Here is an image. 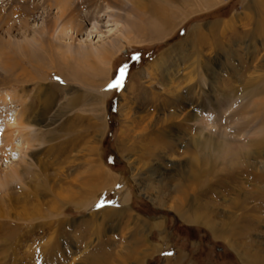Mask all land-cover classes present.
Segmentation results:
<instances>
[{"label": "rangeland", "instance_id": "rangeland-1", "mask_svg": "<svg viewBox=\"0 0 264 264\" xmlns=\"http://www.w3.org/2000/svg\"><path fill=\"white\" fill-rule=\"evenodd\" d=\"M249 1L0 0V93L10 96V105L0 100V124L19 121L22 115L14 117L17 110L31 119L32 135L38 128L41 132L38 142L20 150L14 148L16 143L5 142L6 128L0 125V173L19 169L23 174L22 180L0 191V264H248V259L264 256L263 214L254 229L235 227L225 214L228 205L222 197L204 196L219 206V212H208L212 220L226 223L220 233L208 221L188 222L175 211L174 183L180 178L175 176L180 166L176 162L184 161L179 152L184 143L174 154L170 146L158 147L161 144L155 151L153 135L142 132L155 114L145 117L146 111L164 99L171 101L168 107L190 91L188 98L195 104L187 111L210 98L215 102L213 114L225 118L237 112L238 105L231 106L235 96L255 86L264 88L261 34L256 33L257 41L245 33L252 26L250 18L256 17L255 9L246 8ZM158 5L178 14L176 22L147 29V24L154 25L152 10ZM63 8L74 14L66 33ZM131 28L132 42L118 43L108 66L104 101L97 112L101 125L90 123L84 117L94 113L88 99L69 110L74 104L70 97L83 83L73 79L66 84L64 75L87 73L85 45L109 43ZM122 68H126L122 88H109ZM199 73L205 78L202 86ZM150 95L159 101L152 103ZM64 105L69 108L62 114ZM206 108L205 104L200 110L204 117ZM75 115L81 120H74ZM68 130L83 133V139L66 148L62 157L60 141L66 145L72 140ZM212 130L207 126L206 131ZM239 148L246 146L232 147ZM24 160L31 166L21 167ZM28 168L33 177L24 173ZM96 168L103 169L100 180L94 177ZM88 179L103 184L99 191L89 195L80 191V183ZM101 202L104 206L98 207ZM121 206L128 207L123 215L96 214ZM228 210L234 211L230 206ZM217 248L228 253L227 263L215 257Z\"/></svg>", "mask_w": 264, "mask_h": 264}, {"label": "bare ground", "instance_id": "bare-ground-1", "mask_svg": "<svg viewBox=\"0 0 264 264\" xmlns=\"http://www.w3.org/2000/svg\"><path fill=\"white\" fill-rule=\"evenodd\" d=\"M209 1L212 2L213 0H209ZM246 4H247L246 8H249L251 10L255 9L256 17L257 16L259 17H257L256 20H255L256 17L254 19L250 18L252 20L250 25L252 26L251 28L246 29L245 33L248 34V36L250 37L252 36L250 38L252 40L253 39L257 40L256 35L261 34L260 37H262V42H263L262 47L264 48V0H250ZM211 5L212 4H210V6ZM109 8H111L110 4H108V9ZM61 11H62L61 15L64 17V23H65V25H62V27L64 26L62 32L66 33V31L68 30V25L72 23L74 19V14L72 11L69 12V14H67L66 13L67 10H65V8H63V10ZM152 13L155 18L153 19L154 25L152 26L147 24L146 25L147 29H152V27H157V28L161 26L163 27L164 25L174 23V21L177 19L175 18V16L177 17L178 15V14L175 15V12L172 11V9H169L168 7H165L163 5H158L157 7L155 6L152 10ZM87 16H89V14ZM195 27L196 29L198 28L199 30V26H195ZM196 29H194L195 30L194 33L197 32ZM134 30H135L134 28H131L128 32H125L122 37H119L116 40H111L109 43H104L98 46L94 44L85 45L84 48H86L85 50L86 52L84 53L85 54L84 58H86L85 60L86 63L84 64H86L85 70L87 73H85L84 75L82 74V71L81 73L76 72L77 74L80 75V77L79 75L76 76L77 75L76 73L75 76H71V77L70 76L67 77L64 75V79L67 81L65 82L66 84L68 83L70 85L69 82H71L73 79L74 80L78 79L79 82L83 83L84 87L82 89L77 88L76 91L73 92V95L70 97V100H72V102L74 103L73 106L71 108H69L67 105L62 106L60 113L64 114L67 107L69 108V110H73L75 109L76 105L79 104V102L88 99V101L91 102L89 103L86 100V103L92 105L91 111H93L94 113L84 117H86V120L88 119L90 123H95L98 124L99 126L101 125L100 122L102 120V116L97 112L100 111L101 105L104 101V96H105L104 88L107 86L106 81H107V73L109 70L108 66L111 62L112 56L116 53L117 50H119L118 43L124 41V39L130 43L132 42L130 33H132V31ZM249 46L251 47V44ZM83 68L81 69L83 70ZM202 78L205 79L203 74L202 76H200L199 73L198 84H200L201 86H202L201 83H203ZM131 90L135 91L136 88L133 87V89ZM202 90L205 91L204 89ZM191 93L190 91H187V95H186L187 98L186 96L183 97L184 99L177 98L175 100L176 102H173L168 107L165 106L166 104L171 103L169 98L164 99V101L162 100L163 102L159 105L158 104L159 99H157V97L155 96L150 95L151 102L154 103L157 100L158 103L156 105H153L151 109L146 111L144 115L145 117H149V115L151 113L153 114V112L155 114L154 116H151L149 121L145 123L144 126L142 127L143 130L142 132L144 134L149 133L151 134V136L153 135V138L150 141L152 143V146L154 147V150L157 149V145L161 144L158 147L160 148L164 147L165 149V147L170 146L169 152L171 154H174L178 152L177 150L178 144L180 142L184 143V145L183 144L182 145L183 148L185 149L179 151L180 153H182L184 157V161L179 160L180 163L178 161L176 162L177 164H180V166L175 176L177 178L178 177L180 178L177 182L174 183V189L176 190V192H178V195L173 208L185 221L188 222L208 221L210 223L211 228L215 232L220 231V233L221 232L224 233L221 227L224 226L225 222L224 223L216 222L215 220H212V217L209 214L210 212L215 213L214 211H218L219 206L214 204V202L211 203L209 200L207 201L203 199L204 196L205 198L206 196L209 197V199H216L222 197L223 201L227 203L226 205H228V209L229 206L230 208L234 209V211L233 210L229 211L226 208L225 209L227 211L224 210L225 212H227L225 214H229L228 217L233 218L231 223H233L235 227H246L248 229L250 228L254 229V227L259 226V224L263 220L261 219L262 217H260V215L261 214L264 215V138L258 140V135L259 136H261L262 134L264 135V131L263 132L261 131L264 130L263 85L260 87L255 86L252 89L245 91L239 97L233 96L235 98L234 100L236 101L231 103V106L232 104L234 105L237 104L238 105V109H236L237 112L233 113L234 115L231 114L226 116L227 115L226 114L225 118L223 117L224 115L221 116L218 114V112L215 115L213 114L215 113V110L213 108L215 102L210 98L207 100L208 103H203L202 100L199 103V105H197V107L194 108L195 111L192 110L187 111L186 109L188 106L190 105L192 106L195 104V100H191V98H188V96H190ZM136 95L137 97L139 96L138 93ZM9 99L10 96L5 94V92L4 94L0 93V100H2V104H4L5 106L7 104L10 105ZM186 99H188L187 100L188 102L186 101ZM205 104L208 106V108H206L208 112H206V115L204 117L200 113V110L201 108L203 109V107H205ZM207 113L209 114V116ZM23 114L24 112L18 113L17 110H15L14 117L22 115L21 117L17 118L19 121L15 119L12 122L9 121L6 124H0V125L2 127L5 125L6 130L5 133L3 134L6 143H12V142L14 144L16 143L15 144L16 146H14V148H20V150L23 148V145L25 146L27 144L26 148L28 150L30 145H32V143L38 142L40 140L41 132L38 128L39 132L38 133L36 132V135L34 134L32 135L30 130L32 129L31 119L29 118L28 115L26 116L24 114L25 115L24 116ZM211 114L213 115L210 116ZM236 116L239 117L235 119ZM81 118L82 117H78V115L74 116V120L76 121L81 120ZM205 125L212 126L214 132L206 131L207 126ZM93 130H95V128H92V130H90L91 133ZM62 135L63 134H60L59 136L62 137ZM67 135H69V139L72 138V140H67L66 145H64L65 143L64 140L63 142L60 141L63 147L59 150L60 153L59 152L58 153L62 157L65 156L66 148H68L70 145L72 146V144L73 147H75L83 139V133L79 134L74 130H68ZM15 136L17 137L15 138L16 140L14 141ZM18 137L21 138L20 141L17 140ZM226 144L228 145L230 144L229 148L227 149H225V146H227ZM233 145H241V148L243 146H246V148L245 150L240 148L238 150H233L232 149ZM152 154H154V152L150 153L149 156L153 157L151 156ZM15 157L16 155L11 156V158H15ZM26 160H24V162H20L19 165L23 168H27L29 164L31 166V163H28V161ZM93 162H95V159ZM97 168H99V166ZM97 168L94 177L97 180H100L103 175V172H101L103 171V169L100 171L98 170L97 172ZM26 170L27 172L24 173L25 174L29 173L33 177L32 169L28 168ZM22 175L23 174H21L19 169H11L9 172H5L3 174L0 173V191L6 188L7 186H11V184H13V181L15 180L18 182L22 180ZM175 176H171L170 178ZM35 181L38 187H44L43 186L44 183L42 181L39 180H35ZM86 181H88L89 183L82 182L80 183L79 186H80V191L88 195L91 192L99 191V189L103 185L102 184L100 187L97 186L95 183L94 184L91 183V182H95L92 181V179H88ZM123 195L119 196V201L123 200L124 198ZM80 203H82V201H80ZM198 208H202L203 212L200 213L198 211ZM127 211H128V207L121 206V208L114 207L112 211L110 210L106 211V209H103L98 211L96 214H99L100 212L101 213L110 212L112 213L111 214L112 216H116V214L121 215V213L123 215ZM239 211L241 213H239ZM204 218L206 219L204 220ZM259 257L260 259H256V258L248 259L247 260L248 264H264V256L263 257L259 256Z\"/></svg>", "mask_w": 264, "mask_h": 264}, {"label": "snow or ice", "instance_id": "snow-or-ice-1", "mask_svg": "<svg viewBox=\"0 0 264 264\" xmlns=\"http://www.w3.org/2000/svg\"><path fill=\"white\" fill-rule=\"evenodd\" d=\"M125 76H126V68H122V69L120 70V73H119V78L116 79L112 84H110V85H109V88H116V89L122 88V86H123V81H124V79H125ZM55 79H56L57 81H60V77H55ZM60 82H62V81H60ZM103 206H104L103 202H101V203L98 205V207H103Z\"/></svg>", "mask_w": 264, "mask_h": 264}, {"label": "flooded vegetation", "instance_id": "flooded-vegetation-1", "mask_svg": "<svg viewBox=\"0 0 264 264\" xmlns=\"http://www.w3.org/2000/svg\"><path fill=\"white\" fill-rule=\"evenodd\" d=\"M217 254L215 253V257L218 259V260H220V259H225V261L224 262H226V261H228L227 260V258H228V256H227V252H225L224 251V249L223 248H217ZM216 255H218V256H216ZM227 263V262H226Z\"/></svg>", "mask_w": 264, "mask_h": 264}]
</instances>
